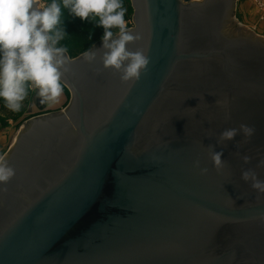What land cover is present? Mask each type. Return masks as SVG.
Instances as JSON below:
<instances>
[{
    "label": "water",
    "instance_id": "95a60500",
    "mask_svg": "<svg viewBox=\"0 0 264 264\" xmlns=\"http://www.w3.org/2000/svg\"><path fill=\"white\" fill-rule=\"evenodd\" d=\"M235 1L132 0L136 82L67 56L71 104L6 159L0 264H264V192L242 177L264 181V39Z\"/></svg>",
    "mask_w": 264,
    "mask_h": 264
},
{
    "label": "clouds",
    "instance_id": "9594fccd",
    "mask_svg": "<svg viewBox=\"0 0 264 264\" xmlns=\"http://www.w3.org/2000/svg\"><path fill=\"white\" fill-rule=\"evenodd\" d=\"M62 8L82 21H93L104 29L102 54L100 50H85L82 58L95 62L98 55L104 68L120 73L124 82H136L151 63L145 52L131 51L128 45L140 39L133 34L125 20L126 8L122 0H0V100L4 107L19 112L30 90H35L41 104L51 107L61 97L62 77L67 71V48L60 42L67 36L61 27ZM113 29L117 31L114 32ZM94 47V46H93ZM246 136L254 130L241 125ZM231 128L223 131L220 141H230L238 133ZM223 153L211 150L210 157L216 169H222ZM245 162L249 157L244 156ZM198 166V165H197ZM207 169H201L206 173ZM15 169L0 157V184L15 176ZM245 181L264 192V181L254 174L242 173Z\"/></svg>",
    "mask_w": 264,
    "mask_h": 264
},
{
    "label": "rangeland",
    "instance_id": "374dc122",
    "mask_svg": "<svg viewBox=\"0 0 264 264\" xmlns=\"http://www.w3.org/2000/svg\"><path fill=\"white\" fill-rule=\"evenodd\" d=\"M47 2L50 3L51 0ZM122 2L126 8L125 20L132 30L135 27L133 2L132 0H122ZM259 3H264V0H236L232 19L236 24L244 26L264 39V12L259 8ZM61 27L66 30L67 36L60 44L67 48L66 55L70 59L78 58L85 50L102 41L104 32L102 26H98L93 21H82L78 17H73L68 9L62 8ZM113 31L117 30L113 29ZM63 86L61 97L51 107L40 103L35 90L29 91L19 112L8 110L4 107L3 101H0V157L7 159L19 133L30 120L44 115H58L68 109L72 101V93L67 86L64 84Z\"/></svg>",
    "mask_w": 264,
    "mask_h": 264
},
{
    "label": "built area",
    "instance_id": "2783aa9c",
    "mask_svg": "<svg viewBox=\"0 0 264 264\" xmlns=\"http://www.w3.org/2000/svg\"><path fill=\"white\" fill-rule=\"evenodd\" d=\"M259 8L264 12V3H259Z\"/></svg>",
    "mask_w": 264,
    "mask_h": 264
},
{
    "label": "trees",
    "instance_id": "16d2710c",
    "mask_svg": "<svg viewBox=\"0 0 264 264\" xmlns=\"http://www.w3.org/2000/svg\"><path fill=\"white\" fill-rule=\"evenodd\" d=\"M1 101V100H0Z\"/></svg>",
    "mask_w": 264,
    "mask_h": 264
}]
</instances>
